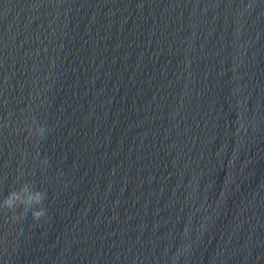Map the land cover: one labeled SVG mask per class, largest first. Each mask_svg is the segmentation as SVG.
Listing matches in <instances>:
<instances>
[{"label": "water", "instance_id": "1", "mask_svg": "<svg viewBox=\"0 0 264 264\" xmlns=\"http://www.w3.org/2000/svg\"><path fill=\"white\" fill-rule=\"evenodd\" d=\"M21 169L50 219L0 218V264H264V0H0Z\"/></svg>", "mask_w": 264, "mask_h": 264}, {"label": "clouds", "instance_id": "2", "mask_svg": "<svg viewBox=\"0 0 264 264\" xmlns=\"http://www.w3.org/2000/svg\"><path fill=\"white\" fill-rule=\"evenodd\" d=\"M21 123L23 128L18 129V131L22 130L29 141L36 143L45 140L51 130L46 124L38 121L35 113L26 116ZM42 163L47 167L49 161L44 158ZM25 175V171L21 169L18 178L6 195L3 189H0V218H3L6 225H18L27 216H30L32 221L37 223L40 221L47 222L50 219L44 206L47 192L37 189L35 185L25 180ZM4 240H7V234H5Z\"/></svg>", "mask_w": 264, "mask_h": 264}]
</instances>
